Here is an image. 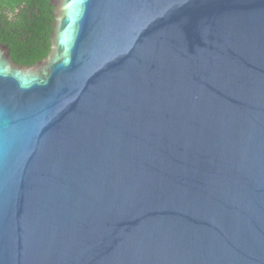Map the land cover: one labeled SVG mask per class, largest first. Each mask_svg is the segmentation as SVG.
Masks as SVG:
<instances>
[{
    "label": "water",
    "instance_id": "obj_1",
    "mask_svg": "<svg viewBox=\"0 0 264 264\" xmlns=\"http://www.w3.org/2000/svg\"><path fill=\"white\" fill-rule=\"evenodd\" d=\"M0 44V264H264V0H49Z\"/></svg>",
    "mask_w": 264,
    "mask_h": 264
},
{
    "label": "trees",
    "instance_id": "obj_2",
    "mask_svg": "<svg viewBox=\"0 0 264 264\" xmlns=\"http://www.w3.org/2000/svg\"><path fill=\"white\" fill-rule=\"evenodd\" d=\"M53 12L49 0H0V44L16 65L31 67L47 58Z\"/></svg>",
    "mask_w": 264,
    "mask_h": 264
}]
</instances>
